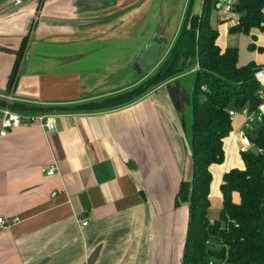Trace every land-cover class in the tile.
<instances>
[{"label": "crops", "instance_id": "1", "mask_svg": "<svg viewBox=\"0 0 264 264\" xmlns=\"http://www.w3.org/2000/svg\"><path fill=\"white\" fill-rule=\"evenodd\" d=\"M134 1L106 0L101 6L99 0H0V100L8 101L0 104L27 105L29 115H56L54 131L30 123L0 137V217L20 221L0 230V264H184L189 205L176 206V197L194 170L182 121L191 96L182 80L152 88L117 109L71 110L133 88V78L121 76L125 63L119 62L118 51L108 54L114 51L110 42L122 33L101 28L99 22L117 13L129 18L133 11L140 16L153 11L159 22L168 5L139 0L137 6ZM167 1L180 4V17L168 40L157 30L154 42L146 43L137 62L144 74L173 48L189 4ZM222 1L210 20L218 31L216 45L222 52L235 48L245 35L254 56L238 50L239 64L264 68V31H234ZM201 7L202 1L198 12ZM30 29L28 53L10 90L17 54ZM55 39L60 46L49 47ZM161 45L165 51L144 70L145 51ZM260 85L264 91V80ZM262 100L264 117V95ZM231 122L225 161L209 168L211 224L221 217L224 176L245 169L238 138L244 116ZM51 168L56 172L48 176ZM232 199L241 201L237 193Z\"/></svg>", "mask_w": 264, "mask_h": 264}, {"label": "trees", "instance_id": "2", "mask_svg": "<svg viewBox=\"0 0 264 264\" xmlns=\"http://www.w3.org/2000/svg\"><path fill=\"white\" fill-rule=\"evenodd\" d=\"M189 4L180 34L169 57L155 76L146 83L116 96L88 102L71 110L107 111L131 104L152 88L170 81L182 80L191 96L189 112L192 124L182 114L185 138L193 157V177L181 182L176 206L189 205V226L185 242L184 264H264V117L258 119L254 134L258 152L242 153L244 168L231 170L223 178V209L220 220L210 223L208 210L213 164H223L224 140L232 131L229 111L249 106L259 111L260 82L254 74L260 69L251 63L239 64L235 48L221 51L216 45L218 31L211 26V13L220 10L221 0H188ZM240 25L233 28L250 35L253 29L264 31V0H239L233 8ZM22 54L18 55V61ZM17 61V62H18ZM10 78L9 89L15 86L19 67ZM255 100L258 104L254 105ZM27 105L12 104L11 109L25 113ZM70 110V111H71ZM233 193L241 199L234 203Z\"/></svg>", "mask_w": 264, "mask_h": 264}, {"label": "rangeland", "instance_id": "3", "mask_svg": "<svg viewBox=\"0 0 264 264\" xmlns=\"http://www.w3.org/2000/svg\"><path fill=\"white\" fill-rule=\"evenodd\" d=\"M39 4L40 2H42L43 0H38ZM100 5L101 6H106L108 3L105 1H101L99 0ZM111 1V0H110ZM165 2L168 3V5L166 6V8L164 9V12L162 13V16L160 15L159 17V22L156 21L157 17H153L151 14L153 13V11H148L144 16L143 15H139L140 12H132V16H130L129 18H125L123 16L124 13H117L114 15V19H111L109 22L107 21H100L99 23L101 24V28L104 29H111L114 30L115 28L119 30L120 33L117 40H114L112 42H110L111 46H114V51H112L111 53H108L109 55H114L115 53V49L118 51L119 53V62H123L125 63V65L120 67V73L122 74V78L123 80H132L131 78H133V81H131V83H134V87H137L139 85H142L144 83L147 82V80H149V78H152L153 76L156 75V73L158 72V70L162 67V65H164V61L169 57L170 52L172 50L168 49V51H165V48L162 47L159 49L157 59L161 56V53L165 51L164 53V57H162V59L160 60L159 64L153 68V70L151 71H147V74H144L141 68V65H139L138 60L140 59L141 55L144 52L146 43L148 44L149 42L152 44L155 40V32L158 30L159 32H164V35L166 37V40H168L170 38V36L172 35L174 29L176 28V24L178 23L179 20V11H180V4L175 1H172L173 5H169L170 1L164 0ZM203 3L204 0H200L199 3ZM103 3V4H102ZM133 3H135L136 5L139 4V0H135ZM160 2H158L159 4ZM38 4V5H39ZM199 5V4H198ZM138 6V5H137ZM155 11V10H154ZM122 12V11H120ZM127 14V12H126ZM213 18V16H212ZM33 30L30 29V31L27 33L26 38H24L23 43L21 44L20 48H19V53L17 54V61H18V55L21 53V59L17 62L19 67V71H21V66L23 63V60L25 59L27 53H28V44L30 42L31 39V34H32ZM157 33V32H156ZM180 34V32H179ZM178 34V35H179ZM155 35V36H154ZM242 39L240 42L235 43L236 44V49L239 50L240 52H242L244 54V51L246 52L247 55L251 54L250 58L252 59L254 56V53L250 52V45H248V42L246 40V37H244L245 35H241ZM30 37V38H29ZM161 38V37H160ZM177 38V37H176ZM157 39V38H156ZM158 40V39H157ZM73 41H78L77 38H75V40ZM56 42V43H55ZM61 40H51L49 41V47H59ZM155 46H157L156 44H154ZM241 47V48H240ZM150 48H152L150 46ZM158 48V46H157ZM52 49V48H49ZM157 52V51H156ZM113 59V58H112ZM133 61V64H131V62ZM129 64V65H127ZM133 69L135 71H133ZM147 70V69H146ZM150 70V69H149ZM19 74V73H18ZM1 101V100H0ZM2 104L6 105L7 104V100H3L1 101ZM97 102V101H95ZM2 104H0V108L4 107L1 106ZM11 107V106H10ZM189 109L186 111V123L187 124H192V117L191 114L189 112Z\"/></svg>", "mask_w": 264, "mask_h": 264}, {"label": "built area", "instance_id": "4", "mask_svg": "<svg viewBox=\"0 0 264 264\" xmlns=\"http://www.w3.org/2000/svg\"><path fill=\"white\" fill-rule=\"evenodd\" d=\"M239 0H223L222 8L223 10L230 16V19L233 22L234 27H238L240 25L238 15L233 14V8L237 4ZM257 81L264 80V68H260L254 74ZM264 91L259 90L260 99H263ZM243 115L245 119L244 126L238 132V138H240V153L252 152L255 148V144L252 141L250 135L254 134L256 130V126L258 124V119L262 117L260 111L251 112L249 106H245L244 108L238 110H230L229 116L230 121H233L237 115ZM36 123L44 129L48 131H54L56 129V115L51 114H40V115H29L28 113H20L14 111L9 106H4L0 108V137H5L8 135L10 130L23 126L25 124ZM258 153H262V150L257 148ZM56 172L55 168L49 169L47 171L48 176H53ZM20 223L19 219L14 218L12 220L4 219L0 217V230H5L12 228V226ZM84 227L88 225L87 222L82 224ZM214 264V263H210Z\"/></svg>", "mask_w": 264, "mask_h": 264}, {"label": "water", "instance_id": "5", "mask_svg": "<svg viewBox=\"0 0 264 264\" xmlns=\"http://www.w3.org/2000/svg\"><path fill=\"white\" fill-rule=\"evenodd\" d=\"M221 9V6L219 7ZM160 49V48H159ZM159 49L155 48V47H152V48H148L144 55L142 56L141 58V61L140 63H143V60L146 61L145 64H144V70L148 69L149 67L153 66L154 65V62H156L157 60V56L158 55V52H159ZM157 51V52H156ZM258 100H255L254 102V105L255 104H258ZM252 141L255 143L257 138H258V135L257 134H251L250 135Z\"/></svg>", "mask_w": 264, "mask_h": 264}, {"label": "flooded vegetation", "instance_id": "6", "mask_svg": "<svg viewBox=\"0 0 264 264\" xmlns=\"http://www.w3.org/2000/svg\"><path fill=\"white\" fill-rule=\"evenodd\" d=\"M42 2H44V0H43ZM40 3H41V2H40Z\"/></svg>", "mask_w": 264, "mask_h": 264}]
</instances>
